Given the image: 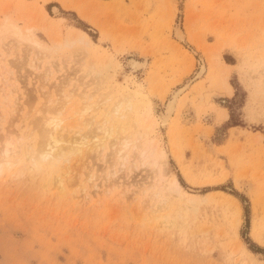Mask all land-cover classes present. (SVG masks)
<instances>
[{"label":"rangeland","instance_id":"374dc122","mask_svg":"<svg viewBox=\"0 0 264 264\" xmlns=\"http://www.w3.org/2000/svg\"><path fill=\"white\" fill-rule=\"evenodd\" d=\"M176 25L198 48L173 38ZM214 51L229 67V97ZM198 54L206 72L155 125ZM129 58L146 68L132 72ZM1 79L17 90L0 83V149L10 135L13 150L0 171V264H264V0H0ZM65 94L63 114L90 106L67 117L72 136L89 138L119 104L107 126L129 145L123 166L109 138L99 157L71 155L57 188L29 156L36 119ZM140 150L161 170L160 186Z\"/></svg>","mask_w":264,"mask_h":264},{"label":"bare ground","instance_id":"6f19581e","mask_svg":"<svg viewBox=\"0 0 264 264\" xmlns=\"http://www.w3.org/2000/svg\"><path fill=\"white\" fill-rule=\"evenodd\" d=\"M52 9V8H51ZM74 9L80 18L84 21L89 22L90 24L94 25V22L91 21L89 18L85 17L81 11L78 9ZM53 15H57L59 13V9L54 7L52 9ZM189 13V9H188ZM186 10V17L188 15ZM30 30V29H29ZM12 34L17 37L20 41H26L32 43L34 46L38 47L39 43L35 41L29 35H21L16 29H13ZM173 38L176 39L179 43L182 44H194L191 38L187 37V34L178 26L176 25L172 30ZM61 33L59 30L55 31L51 38L54 45L60 44ZM83 40L85 37L73 33L72 34V41L75 40ZM199 46L198 44L195 47ZM198 48V47H197ZM220 48V47H219ZM218 50V49H217ZM215 52V51H214ZM217 52V51H216ZM212 56V62L215 65H219V72L217 73V82L219 85L220 91L227 97L232 95V87L227 82L229 67H227L221 59L220 54L217 52ZM197 53V52H196ZM213 54V53H212ZM199 55V54H198ZM211 56V55H210ZM209 56V57H210ZM209 60V59H208ZM197 69L195 70L193 76L187 80L186 82L182 83L180 86L175 88L171 91L170 95L168 96L167 100L164 103V108L162 113L154 118L155 125H161L164 127L168 121L171 119L178 98L184 93V91L189 87V85L196 79L200 78L205 72L207 68V64L203 57L199 55L197 60ZM210 62V60H209ZM128 67L131 69L132 72H137L146 68L147 63L145 60H136L135 58H129L127 61ZM0 83L5 84L11 93L17 90L16 85L10 83L7 80H0ZM84 93L85 90H82ZM78 92L77 95L83 98L84 93ZM63 102L60 106H47L40 114L38 119H36V126L38 131L39 141L35 148L31 150V154L29 156L31 163L35 168L40 169L41 166L49 167L52 170V177L47 182L48 184H53L57 188H61L64 184V180H66L68 168L66 169L67 172H61L62 166L69 163L70 156L76 155L79 159L84 158L85 155H93L94 157H99L102 152H104L106 147V140L109 138L110 147H112V154L116 155V160L120 162L123 166L127 162L126 157V150L128 147V143L119 147V141L116 140V137L113 136L111 127L107 126L110 122V117L112 114H117L119 111V104L114 106L109 112L102 117L101 120L96 122V130L97 132H90V137L87 138L86 136H72L70 131L75 126L70 122L71 119H67V117L72 116L74 114L82 115L90 109V106L83 103L82 108L79 112H76L73 109V106L69 107L67 111H64L63 114L61 111L67 106L70 101L72 100L71 96L64 95ZM219 120L223 121L226 118V114L224 111L219 112ZM10 135L4 136V144L0 149V171L5 166L8 167L9 165V156L12 154L13 150L11 148V139ZM122 143V142H121ZM120 143V144H121ZM134 150H137V145L133 144ZM136 158L138 161L147 167H151L150 171L154 177V184L160 186L162 184L163 174H161V170L157 168L156 164L149 160L148 153L146 150H140L139 153L136 154ZM69 166V165H68ZM89 176V174H88ZM47 184V185H48ZM109 191V190H108ZM110 192V191H109ZM106 194V193H105ZM122 194V192H121ZM119 194V195H121ZM151 195H155L156 192L150 193ZM117 195V194H116ZM117 196L113 197L112 200H115ZM118 199V198H117ZM151 211V210H150Z\"/></svg>","mask_w":264,"mask_h":264},{"label":"crops","instance_id":"0c3cea01","mask_svg":"<svg viewBox=\"0 0 264 264\" xmlns=\"http://www.w3.org/2000/svg\"><path fill=\"white\" fill-rule=\"evenodd\" d=\"M225 114H226V113H225ZM225 119H226V118H225ZM225 119H224V120H225Z\"/></svg>","mask_w":264,"mask_h":264}]
</instances>
